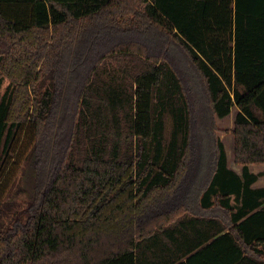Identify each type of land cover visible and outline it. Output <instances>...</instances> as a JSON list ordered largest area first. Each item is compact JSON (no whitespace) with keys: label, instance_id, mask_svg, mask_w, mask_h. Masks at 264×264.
<instances>
[{"label":"trees","instance_id":"trees-1","mask_svg":"<svg viewBox=\"0 0 264 264\" xmlns=\"http://www.w3.org/2000/svg\"><path fill=\"white\" fill-rule=\"evenodd\" d=\"M4 77L0 185L35 142L0 264H264V0H0Z\"/></svg>","mask_w":264,"mask_h":264},{"label":"rangeland","instance_id":"rangeland-1","mask_svg":"<svg viewBox=\"0 0 264 264\" xmlns=\"http://www.w3.org/2000/svg\"><path fill=\"white\" fill-rule=\"evenodd\" d=\"M11 81L7 78H0V103L5 99L11 89ZM239 109L234 107L229 117L225 119H216L218 128L217 136L222 139L225 134L233 133L235 128V118ZM167 137L170 136L172 129V119L166 117ZM230 135L232 139L227 140L228 152L235 147V136ZM234 137V138H233ZM35 142L34 127L31 124H26L15 135L11 146L10 154L6 160L4 174L0 185V199L6 201L12 208V213L26 216L25 212L28 208V203L31 201L34 187V172L31 169L29 155ZM231 166L239 170L238 165L231 163ZM260 171V170H259ZM239 172H242V170ZM264 175V170L259 174ZM256 181V183L258 182ZM255 183V184H256ZM264 188V186L262 187ZM8 213L7 210H5ZM24 213V214H23Z\"/></svg>","mask_w":264,"mask_h":264},{"label":"crops","instance_id":"crops-1","mask_svg":"<svg viewBox=\"0 0 264 264\" xmlns=\"http://www.w3.org/2000/svg\"><path fill=\"white\" fill-rule=\"evenodd\" d=\"M230 135H233V133H230L229 135L225 134V136L221 140L223 141V143L225 144V147H226L227 160H228L229 167L231 169L235 170L236 172L241 173V172H239V170L240 171L242 170V166L238 165L239 170H236L234 167L231 166V163H233V162H234V164H236V163H235V147L231 150V152H228V149H227V140L230 141L229 139H232V137H230ZM250 168H251L252 172L254 174L258 175V177H259V174H261V172L264 170V165H251ZM263 186H264V175L260 176L258 182L256 184H254L255 188H262Z\"/></svg>","mask_w":264,"mask_h":264}]
</instances>
